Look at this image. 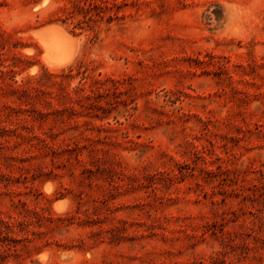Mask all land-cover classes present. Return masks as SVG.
<instances>
[{
  "label": "rangeland",
  "instance_id": "374dc122",
  "mask_svg": "<svg viewBox=\"0 0 264 264\" xmlns=\"http://www.w3.org/2000/svg\"><path fill=\"white\" fill-rule=\"evenodd\" d=\"M0 264H264V0H0Z\"/></svg>",
  "mask_w": 264,
  "mask_h": 264
},
{
  "label": "bare ground",
  "instance_id": "6f19581e",
  "mask_svg": "<svg viewBox=\"0 0 264 264\" xmlns=\"http://www.w3.org/2000/svg\"><path fill=\"white\" fill-rule=\"evenodd\" d=\"M58 27V25L57 27H55L54 24V26L47 25L37 30L39 38L42 40V43L45 47L46 54L44 56L46 58V63L51 67H59L63 64L65 65V63H69L68 61H71V56L73 57V55L76 53V51L70 52L69 50L65 49L67 44L69 43L68 41L71 40V36L64 32L66 30L61 27V30H59ZM72 50H74V48Z\"/></svg>",
  "mask_w": 264,
  "mask_h": 264
}]
</instances>
